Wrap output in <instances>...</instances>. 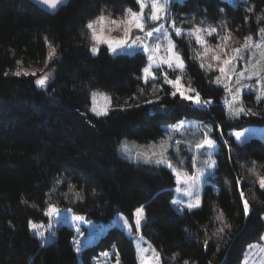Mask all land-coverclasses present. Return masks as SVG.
<instances>
[{"label":"trees","instance_id":"trees-1","mask_svg":"<svg viewBox=\"0 0 264 264\" xmlns=\"http://www.w3.org/2000/svg\"><path fill=\"white\" fill-rule=\"evenodd\" d=\"M126 8L137 9L135 0H69L54 14L27 0H0V264H91L107 250L119 264H138L132 234L116 225L79 256L67 224L43 242L29 221L47 223L49 205L97 223H108L116 213L130 218L136 207L146 205L148 219L140 234L155 248L160 264H240L245 246L264 231V193L256 180L264 175V141L252 137L237 143L227 135L232 128L264 126V99L245 94L246 108L257 115L228 118L224 90L213 83L216 72L200 68L199 47L188 35L175 37L185 68H156L157 79L147 85L138 79L142 53L113 57L101 46V55L92 57L87 22L102 11L114 16ZM171 14L180 22L194 18L220 26V36L242 39L264 26V0H182L173 3ZM38 65L52 73L44 87L35 84L38 71L27 72ZM163 72L170 79L179 75L183 88L212 104L198 108L173 98ZM92 89L109 94L107 115L89 111ZM185 118L212 122L218 148L216 173L203 187L201 207L182 215L170 204L172 172L129 163L116 147L123 137L155 140L163 136L164 125ZM240 191L251 206L247 217Z\"/></svg>","mask_w":264,"mask_h":264},{"label":"rangeland","instance_id":"rangeland-1","mask_svg":"<svg viewBox=\"0 0 264 264\" xmlns=\"http://www.w3.org/2000/svg\"><path fill=\"white\" fill-rule=\"evenodd\" d=\"M180 1L182 0H175V2H180ZM229 1H234V0H229ZM146 2L150 5L152 3V0H146ZM159 2L168 4L170 9L169 15L173 17L171 14L173 3H171L170 0H159ZM127 9H131V8H126L121 14L114 16L111 15L110 13H106L102 11L100 14L90 19L87 23L96 21V23L94 24V28L96 30V39L94 40L92 38L91 30L87 29L90 40L89 47L93 45H98L99 47H101L104 46L105 41L124 38L125 29L128 28V25L127 24L114 25L111 23V20L116 19L118 21H125L129 19L130 13L126 12ZM131 10L139 12V6L137 5V9H131ZM149 11L150 9L146 8L145 14H148ZM100 15H104L106 18L103 24L98 22L97 18ZM161 15H163V13ZM149 23L151 24V22ZM159 23H164L165 29L169 31V33L172 35L173 41L176 43L174 31L171 28H169L170 21L169 22L160 21L157 22L156 25H152V26H159ZM185 23H189V25L188 24L185 25ZM176 26L181 28L183 35L192 36L195 40L196 34L189 35L190 31H193L195 27H210L211 25L208 24V22L202 20L195 22L193 21V18H189V19L186 18V20L185 21L183 20V22L176 21ZM259 29L257 30L256 33L249 35L253 36V40L256 43H260L261 47L254 48L251 52L244 53V55L246 59L248 57H252V63H255L256 61H260L259 66H264V41H261L258 38ZM132 33L136 34V30L134 27L132 29ZM197 34L202 36L204 35L203 33H197ZM156 35H154V37L152 38L153 41L156 39ZM226 35H229V33ZM245 37H243L242 39H236V38L234 39L230 35V39L226 42V45L219 38L218 40L215 41L214 39L216 38L214 36L205 37V38L208 40V43L211 46L215 47L217 43H220L222 47H224V51L228 52L229 54H234L231 52V50L233 48L241 47L245 42L244 41ZM160 43L163 46L164 44H166V41H164L163 38L161 37ZM198 47L199 49L195 53L196 57H197V53L203 52V48H201L199 45ZM137 53H142V52L138 51ZM161 55H163V48L161 51ZM211 55L212 53H209V57H205L203 59H198V58L197 59L199 60L200 63L203 62L205 63V65H207V63L212 62L210 61ZM157 63H159V60H157ZM144 66H146V58H145ZM243 66H244L243 64L239 65L238 70H240V67ZM162 67L167 68L166 65H161V68ZM247 67L251 68V64H248ZM155 69L156 68L154 67L152 71L154 72ZM36 71H38L40 74L38 79L44 76H47L48 78L52 76V73L50 71L44 70L43 65H38L33 70L28 69L27 72L34 73ZM217 74L218 73L216 72V75ZM235 79L236 78L233 77V83L235 82ZM243 82L252 83V81H248V80H245ZM220 86H222L224 90L222 97V104L224 106L228 118L234 116L235 107H239L242 104L246 108L245 103L243 101L245 94L253 93L255 98L257 97V95H262V93L260 92L252 91L249 89H242L240 97H238L237 100L233 101L232 95L225 91L223 85ZM183 90L188 94L195 95V93H190V90L187 88H183ZM89 101H90L89 111H91L96 115L97 113L103 115V113L108 112L111 104L109 94L99 89H92L89 91ZM193 105L197 107L194 103ZM93 109L95 111H93ZM231 119H235V118H231ZM209 127L213 129L212 138L216 140L215 147L211 150H209L207 147L201 150H197L196 145L203 142L205 138L204 133L208 131ZM164 129L165 130L163 136L148 142H139L123 137L119 140L116 149H117V153L122 158L126 159V157H131V158L139 159L140 160L139 164H144L143 160L145 158H150L153 161L152 164H145L148 166L157 167L154 164V161L156 159H162L164 161V164L162 166L165 168H167V165L171 163L172 166L175 169H177L178 174L173 175L174 186H173L172 196L170 199V202L172 200H176L177 203L176 205H172L171 203L170 204L176 211L180 212L179 209H185V205L188 202H195V198L197 196L201 198V202H202L203 187L205 184L212 182L213 177L215 176L216 173V169H210L209 165L211 164L212 160L216 161L218 140L215 137V127L210 121H201L191 118H185L175 123L164 125ZM233 131H242L244 133L243 137L241 138V141L235 140L237 143H242L245 140L252 137H256L264 141V126H246L242 129L232 128L227 131V134ZM177 140L180 141V144L178 146L179 151L175 150V148L177 147L176 146ZM125 149L126 151H124ZM165 149H168V152L166 154L164 153ZM209 152H211V156H209ZM154 153L155 155H153ZM193 155L196 157V163L194 166L192 165L190 160V157H192ZM167 169L171 171V169L169 168ZM261 176L264 175H259L256 177L257 182ZM177 188H179L180 191H176ZM49 206H53L55 209L59 210L60 214L57 215L56 212H53L50 216H47L48 217L47 223L32 221L35 224L34 230L29 225L31 232L40 239H42L43 242L50 240V238L53 236L55 228L58 225L67 224L73 229L74 232L72 242L74 244L75 249L77 247L82 249L84 246L93 243L95 239L99 236V234H101L108 226L116 225L124 229L128 234H132L137 251L138 264H160V258L157 251L148 240L142 238L140 234V230L136 231L135 229H132L130 231L128 228L123 226V219H120V217H125L124 214L116 213L108 223H97L86 219L85 221L81 222L72 219L73 216H76L78 214H74L71 211L69 212L68 211L69 209L60 208L54 205H49ZM49 206L45 212L49 210ZM262 217H264V213ZM77 229H80V231H82L84 234L80 235ZM40 233H44V235L41 236ZM75 241H78L79 243H75ZM105 253H107V255H105ZM77 255L79 256L80 252L77 253ZM117 261H118V256L115 255L113 251L107 250V251H102L98 255L94 256L92 258L91 264H117ZM240 264H264V231L255 240L250 241L245 246Z\"/></svg>","mask_w":264,"mask_h":264},{"label":"snow or ice","instance_id":"snow-or-ice-1","mask_svg":"<svg viewBox=\"0 0 264 264\" xmlns=\"http://www.w3.org/2000/svg\"><path fill=\"white\" fill-rule=\"evenodd\" d=\"M44 5L50 6L51 8H57L58 4L64 2V0H40ZM136 4L139 6V12L132 11L131 9H127L126 12L130 13V18L125 21H118L116 19H112L111 23L114 25L127 24L128 28L125 29V37L116 40H108L104 42V46L108 55L113 57H118L121 55H135L138 51L142 52L143 56L146 58V66L141 69V74L138 79L142 81L143 84L147 85L150 81H155L157 79L156 73L152 71L155 67L157 69L161 68V65H166L168 69L175 72L177 70H183L185 68V61L180 51L177 49V44L173 41L172 35L169 33L167 29L164 27V23H159V26L156 25L157 22L165 21L169 22V28L174 31L175 37L179 38L183 35L180 27L176 26V19L172 18L169 15L170 9L168 4L160 3L159 0H152V3L149 5L146 0H135ZM171 3H175V0H170ZM150 9L148 14H145V9ZM247 12H252L253 8L249 7L246 9ZM163 13V15H161ZM247 20V16L244 17ZM98 22L103 24L105 21V16L100 15L98 18ZM194 20V18H193ZM151 22V24L149 23ZM96 21L89 22L86 24V28L91 30L92 38L96 39V30L94 28V24ZM133 27L136 30V34L132 33ZM224 31V29L220 26H210V27H195L193 31L189 32V35H195V40L197 45L203 48V52L197 53L198 59H203L205 57H209V53H212L210 56V61L207 65L205 63H200V68L204 69L207 67L208 71H215L218 74L215 76L213 83L216 85H223L226 92L232 95L233 101L237 100L240 97L242 89H249L252 91L260 92L262 95H257V100L264 99V66H259L260 61H256L252 63V57L245 58L244 53L251 52L254 48H260L261 44L256 43L253 40V36L249 35L244 38V44L239 48H233L231 50L234 54H229L224 51V47L220 43H217L215 47L211 46L208 43V40L205 37H213L217 36L221 41H223L226 45V42L230 39V34L225 36H220V32ZM197 33H203L204 35H199ZM159 34V35H156ZM156 35V39L153 41L152 38ZM163 38L166 41V44L163 46L160 43V38ZM258 38L261 41H264V27L260 28L258 31ZM151 41V42H150ZM163 48V55H161V51ZM92 57H97L101 55V49L98 45H93L87 49ZM159 60V63H157ZM243 64V67H240L238 70V66ZM248 64H251V68L247 67ZM7 75V73H5ZM16 76H20V72L15 73ZM24 75H28L24 73ZM35 75V73H33ZM163 82L169 86H172L174 90L170 93L173 98L177 96L180 97L183 101L194 103L198 108H206L207 106L212 104L211 100H201L199 92H195V90H190L195 92V95H191L186 93L183 90L181 85V77L179 75L176 76L175 79H170L167 72H163ZM233 77H235V82L233 83ZM48 80L47 76H44L35 81V84L40 87H44L46 81ZM248 80L252 81V83H244L243 81ZM159 100V97H157ZM146 103H155L154 101H146ZM139 107V105H137ZM234 107V105H233ZM93 111H95L93 109ZM97 115H100L97 113ZM103 115H107V112L103 113ZM241 115H257V113L253 112L250 108H245L242 104L239 107H235L234 116L231 118H239ZM219 131V138L223 142L224 145H228L229 140L224 138V132L221 129H217ZM213 129L209 127L208 131L204 133V140L202 143L196 145L197 150L204 149L207 147L209 150L213 149L216 145V140L212 138ZM229 138L234 137L236 141H241L244 133L242 131H233L229 132ZM180 141H176V151H179ZM126 151V149L124 150ZM229 153L231 149L229 148ZM168 149L164 150L166 154ZM155 155V153L153 154ZM163 155V154H162ZM209 156H211V152H209ZM129 163L139 164L140 160L136 158L126 157ZM232 157L229 155V160L231 161ZM191 163L194 166L196 163V157L193 155L190 157ZM144 164H152L153 161L150 158H145L143 160ZM154 164L157 167H160L164 164L162 159H156ZM167 168L171 169L173 175H177V169H175L171 163L167 165ZM210 169L217 168V161L212 160L209 165ZM252 171H255V164H253ZM237 185H239V179L236 181ZM259 189L264 193V176H261L258 180ZM176 191H180L179 188ZM240 199L243 201V214L245 217L248 216L250 212V204L249 201L245 198L244 191H240L239 193ZM172 205H176L177 201L172 200L170 202ZM201 207V198L197 196L195 198V202H188L185 205V209H179L182 215L187 213H194V211ZM69 212L71 209L68 210ZM53 212H56L57 215L60 214V211L55 209L53 206H49V210L44 213L45 216H50ZM264 218V217H262ZM75 221H85V217L83 215H76L72 217ZM123 219V226L128 228L130 231L135 229L139 231L141 227L147 222V208L146 205H141L136 207L129 217H120ZM221 219L222 217H218ZM223 223V221H222ZM11 226V222H9ZM30 227L34 230L35 224L32 221H29ZM224 227H227L225 224L218 231L223 232ZM80 235L84 233L77 229ZM41 236L44 233H40ZM75 243H79L75 241ZM208 241H205V245H207ZM77 253L81 251L79 247L75 249ZM107 255V253H105ZM117 264L119 262L117 261ZM184 264H188V261H185Z\"/></svg>","mask_w":264,"mask_h":264},{"label":"water","instance_id":"water-1","mask_svg":"<svg viewBox=\"0 0 264 264\" xmlns=\"http://www.w3.org/2000/svg\"><path fill=\"white\" fill-rule=\"evenodd\" d=\"M27 1L32 3L35 7L39 8V9H41L47 13H50V14L56 13L61 7L65 6L69 2V0H64L63 3L58 4L57 8L53 9L50 6H47V5H44L43 3H41L40 0H27Z\"/></svg>","mask_w":264,"mask_h":264}]
</instances>
